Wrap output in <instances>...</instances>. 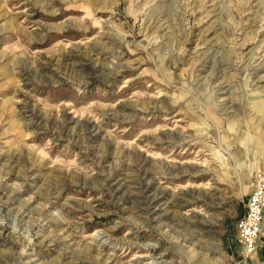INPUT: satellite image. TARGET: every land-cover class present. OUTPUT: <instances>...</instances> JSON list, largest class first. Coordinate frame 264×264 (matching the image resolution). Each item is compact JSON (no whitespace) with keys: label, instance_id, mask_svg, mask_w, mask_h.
I'll list each match as a JSON object with an SVG mask.
<instances>
[{"label":"rangeland","instance_id":"rangeland-1","mask_svg":"<svg viewBox=\"0 0 264 264\" xmlns=\"http://www.w3.org/2000/svg\"><path fill=\"white\" fill-rule=\"evenodd\" d=\"M264 0H0V264H264Z\"/></svg>","mask_w":264,"mask_h":264},{"label":"built area","instance_id":"built-area-1","mask_svg":"<svg viewBox=\"0 0 264 264\" xmlns=\"http://www.w3.org/2000/svg\"><path fill=\"white\" fill-rule=\"evenodd\" d=\"M264 232V182L249 193L244 212L237 223V237L244 247V255L256 253Z\"/></svg>","mask_w":264,"mask_h":264}]
</instances>
